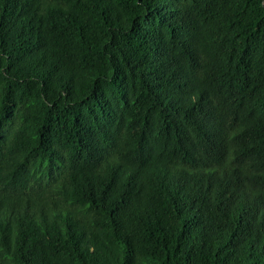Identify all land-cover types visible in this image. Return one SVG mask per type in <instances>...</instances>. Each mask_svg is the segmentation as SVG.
I'll list each match as a JSON object with an SVG mask.
<instances>
[{"label":"trees","instance_id":"1","mask_svg":"<svg viewBox=\"0 0 264 264\" xmlns=\"http://www.w3.org/2000/svg\"><path fill=\"white\" fill-rule=\"evenodd\" d=\"M0 264H264V0H0Z\"/></svg>","mask_w":264,"mask_h":264}]
</instances>
